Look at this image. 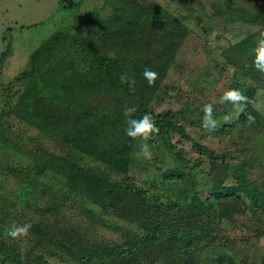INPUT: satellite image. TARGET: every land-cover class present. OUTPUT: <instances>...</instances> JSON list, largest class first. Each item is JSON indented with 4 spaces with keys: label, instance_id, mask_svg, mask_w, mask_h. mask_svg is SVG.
<instances>
[{
    "label": "rangeland",
    "instance_id": "374dc122",
    "mask_svg": "<svg viewBox=\"0 0 264 264\" xmlns=\"http://www.w3.org/2000/svg\"><path fill=\"white\" fill-rule=\"evenodd\" d=\"M157 19L171 35L155 51L142 23ZM60 30L68 50L92 38L111 37L124 50L136 46L137 60L143 59L136 78L146 68L158 73L150 87L142 76L149 109L170 113L189 138L175 131L155 135L147 142L151 159L138 157L143 141L127 136L124 111L135 108L131 118L139 119V105L120 91L95 97L77 85L67 108L43 102L38 125L22 120L17 104L25 86L15 78ZM261 33L264 0H0V264H80L81 251L71 252V243L114 245L124 234L142 233L106 207L112 196L96 203L89 188L80 192L86 180L61 169L56 158L111 185L134 184L158 203L211 206L216 216L209 213L212 228L196 264H264V74L253 64ZM84 49L76 48L75 57ZM229 89L248 102H223ZM209 103L217 121L212 130L202 127ZM88 124L98 129L84 137L83 154L64 137L76 139L75 127ZM26 223L28 236L6 235L13 224Z\"/></svg>",
    "mask_w": 264,
    "mask_h": 264
},
{
    "label": "trees",
    "instance_id": "16d2710c",
    "mask_svg": "<svg viewBox=\"0 0 264 264\" xmlns=\"http://www.w3.org/2000/svg\"><path fill=\"white\" fill-rule=\"evenodd\" d=\"M113 20L118 21V18ZM142 26L150 39L149 45L155 51L165 46L171 31L165 29L158 19L146 21ZM156 35L158 37L155 39ZM67 36L63 30L50 36L32 54L26 69L15 78L16 83L25 86L17 104V113L22 120L38 125L37 110L43 102L56 101L67 108L71 100L66 97L72 96L77 85L95 97L108 89L120 91L137 103L144 114H151L160 129L159 134L175 131L189 138L183 127L175 126L170 113H156L149 109L141 84L145 79L143 73L138 79L134 73L143 60H137L141 55L138 53L140 57H137L136 46L125 51L123 46L120 47L109 37L100 42L96 38H92L93 42L83 39L80 45L75 43L78 45L76 47L72 44L68 50V45L64 44L68 41ZM80 46L85 51H82L81 57H75L76 48L79 50ZM122 77L135 79L134 90L127 83H122ZM97 129V125L93 124L77 125V138L71 139L65 135L64 139L66 143H79L82 147L80 153L84 154L88 143L84 137L89 133L94 134L92 130ZM124 153L122 149L119 155L123 158ZM55 162L62 164L61 169L69 168L73 175L84 178L86 181L76 187L80 188V192L82 188H89L87 193L96 203H100L98 200L105 197L104 194L112 196L113 202L106 207L114 208L116 216L131 221L142 231L141 234H124L121 244L87 243L79 246L78 243H71V252L81 251L83 259L80 264H196L197 250L206 240V232L212 228L209 227V213L216 216L211 206L184 208L172 203H158L156 199L150 200L145 195L146 191L134 184L122 182L111 185L105 177L95 175L72 161L56 158ZM230 197L225 196L228 201ZM213 223H216V217Z\"/></svg>",
    "mask_w": 264,
    "mask_h": 264
},
{
    "label": "clouds",
    "instance_id": "9594fccd",
    "mask_svg": "<svg viewBox=\"0 0 264 264\" xmlns=\"http://www.w3.org/2000/svg\"><path fill=\"white\" fill-rule=\"evenodd\" d=\"M253 52L255 54V58L253 61L254 67L258 72L264 74V33H261L260 38L256 42V47L253 49ZM143 76L149 86H154L158 78V73L146 68L143 72ZM122 83H127L129 85V88L134 90L136 81L134 78L125 79L124 77H122ZM222 100L223 102L231 103L237 107L248 102V98L238 89L226 90L223 94ZM135 111V108L127 106L125 107L124 115L126 117H129L127 121L128 128L126 130V134L131 138H140L143 141V143L139 146L140 151L137 153V156L151 159L152 152L150 150V145L147 142L153 139L155 135H158L160 129L149 113H145L139 119L131 118L132 114ZM202 111L204 113L202 127L207 130L216 128L217 121L213 117V105L210 103L206 104L203 107ZM247 119L250 123H255L254 117L248 116ZM31 227L32 225L27 223L23 225L13 224L12 227L7 230L6 235L8 237H11L12 239L26 237L28 236Z\"/></svg>",
    "mask_w": 264,
    "mask_h": 264
}]
</instances>
